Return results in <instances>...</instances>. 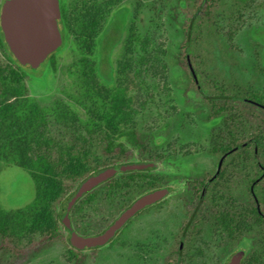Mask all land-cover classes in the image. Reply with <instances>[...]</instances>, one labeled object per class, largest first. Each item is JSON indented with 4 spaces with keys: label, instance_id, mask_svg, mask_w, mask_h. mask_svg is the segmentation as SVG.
<instances>
[{
    "label": "trees",
    "instance_id": "1",
    "mask_svg": "<svg viewBox=\"0 0 264 264\" xmlns=\"http://www.w3.org/2000/svg\"><path fill=\"white\" fill-rule=\"evenodd\" d=\"M104 1L77 0L62 6L66 36H74L80 53L79 62L73 67L78 84L69 96L71 101L56 99L48 107L30 94L27 66L21 65L11 53L0 24V173L4 168L18 169L34 185L30 200L19 205L0 203V250L4 252L5 264H21L22 259L57 241L69 246L60 227L63 213L61 209L57 211V206L88 175L101 167L130 160L134 150L143 145L135 126L121 128V123H127L131 115L126 89L120 84L99 82L96 75L100 66L90 61L96 55L103 32L106 62L109 50L121 34L112 40V25L109 28L107 25L110 22L107 17L118 0ZM225 2L176 0L171 10L172 17L183 25L180 50L189 78L209 106L207 118L218 124L217 128L213 125L210 151L219 158L225 157L219 171L191 180L181 193L187 218L173 249L176 256L166 264H177L180 255V264H187L185 259L192 257L190 251L197 237L206 236L210 244L219 239L234 248L250 226L264 227V88L212 91L206 88L210 80L196 83L188 65L191 57L199 74L193 60L196 46L204 39L222 37L219 15L234 14V22L238 21L256 0H234L223 7ZM159 3L160 9L166 7L163 0ZM263 4L264 1L257 3ZM258 31L251 27L249 38L257 45L264 66V32L259 36ZM128 32L127 42L139 39L133 24ZM228 46L227 43L224 48ZM56 53L50 55L53 63ZM107 68L104 74L108 79L112 72ZM81 112L87 118L82 119ZM145 158L155 156L151 153ZM236 178L240 181H235ZM168 181L148 170L117 175L75 204L70 213L72 224L81 234L97 233L136 197ZM235 189H242L239 198L244 195L246 207L239 208ZM67 250L70 263L84 264L81 250L73 247ZM243 263L264 264V248L259 250L255 246Z\"/></svg>",
    "mask_w": 264,
    "mask_h": 264
},
{
    "label": "rangeland",
    "instance_id": "2",
    "mask_svg": "<svg viewBox=\"0 0 264 264\" xmlns=\"http://www.w3.org/2000/svg\"><path fill=\"white\" fill-rule=\"evenodd\" d=\"M76 1L72 0V4ZM160 1H116L107 17L110 21L107 25L108 28L112 25V40L121 34L109 50L106 62L103 32L96 55H92L90 61L100 66L96 75L99 82L120 84L130 98L131 115L127 123H121V128L135 126L143 144L134 150L130 160L157 162L158 167L148 171L167 178L169 181L163 186H170L171 193L160 201V205L149 207L134 217L113 242L103 247L81 250L85 255L84 264H166L175 258L173 249L187 218L181 193L188 182L202 178L205 173L218 171L221 160L223 164L225 156L219 158L210 151L212 129L214 124L217 128V121L207 118L209 106L189 78L185 67L187 63L180 50L184 41L183 25L179 19L172 17L171 11L176 0H163L166 7L162 9ZM225 1L223 7L234 0ZM262 1L256 0L254 7L245 10L238 21L234 22V14L217 17L222 37L204 39L196 46L193 60L199 74L194 69L191 57L188 59L197 84L210 80L207 89H225L227 92L264 88V66L257 45L249 38L251 27L259 30V36L264 32V4L257 5ZM132 24L139 36L134 43L127 42L128 27ZM227 43L229 46L225 49ZM79 54L74 36H68L62 49L56 53L54 63L49 56L40 67L25 68L30 94L42 106H51L56 99L71 101L69 96L75 92L78 84L73 67L79 62ZM108 66L112 76L107 79L104 71ZM80 115L82 119L87 118L85 112ZM127 146L131 147L130 143ZM151 153L155 159L145 158ZM237 178L235 181H240ZM0 186V203L5 205L22 204L34 195L32 180L18 169L4 168L0 173ZM235 193L239 208L246 207L244 195L239 198L242 189H235ZM60 208L57 206V211ZM60 227L63 235L69 237L63 223ZM201 238L195 239L196 244L190 251L192 257L185 259V263L225 264L239 248L247 250L246 256L255 246L263 249L261 240L264 242V227L250 226L247 235L242 236L234 248L227 247L219 239L210 244L206 236ZM69 248H72L70 244L66 246L57 241L22 259L21 264H72L67 258ZM5 262L4 252L0 250V264ZM180 262L181 255L177 264Z\"/></svg>",
    "mask_w": 264,
    "mask_h": 264
},
{
    "label": "water",
    "instance_id": "3",
    "mask_svg": "<svg viewBox=\"0 0 264 264\" xmlns=\"http://www.w3.org/2000/svg\"><path fill=\"white\" fill-rule=\"evenodd\" d=\"M0 24L5 41L16 60L33 69L56 52L64 42V35L55 12L54 0H4ZM222 160L219 163L220 170ZM158 163L149 160H129L99 168L84 178L61 205L62 221L69 232V244L77 250L103 247L111 243L139 212L152 206L170 193V186H161L135 198L103 230L81 234L73 226L71 210L75 204L97 186L120 173L150 170ZM247 250L234 251L225 264H244Z\"/></svg>",
    "mask_w": 264,
    "mask_h": 264
},
{
    "label": "flooded vegetation",
    "instance_id": "4",
    "mask_svg": "<svg viewBox=\"0 0 264 264\" xmlns=\"http://www.w3.org/2000/svg\"><path fill=\"white\" fill-rule=\"evenodd\" d=\"M54 4H55V12H56V15H57V18H58V21H59V24H60V28H61V30H62V32H63V35H64V42H63V44H62V46L58 49V51H60L61 49H62V47H63V45L65 44V42H66V38L68 37V36H66V34H67V31H66V29H65V26H64V24L62 23V11H61V8H62V6L63 5H69V4H72V0L70 1V2H66V1H64V0H54ZM66 37V38H65ZM58 51H56V52H58ZM48 59V58H47ZM159 203V202H158ZM157 204V203H156ZM155 205V204H154ZM153 206V205H152ZM149 207H151V206H149ZM149 207H147V208H149ZM146 208V209H147ZM145 210V209H144ZM144 210H142V211H144ZM141 211V212H142ZM141 212H139L138 214H140Z\"/></svg>",
    "mask_w": 264,
    "mask_h": 264
}]
</instances>
